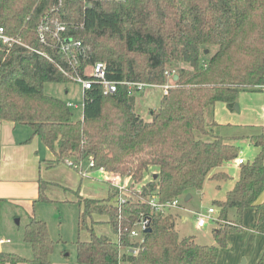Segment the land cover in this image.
Segmentation results:
<instances>
[{
  "label": "trees",
  "instance_id": "1",
  "mask_svg": "<svg viewBox=\"0 0 264 264\" xmlns=\"http://www.w3.org/2000/svg\"><path fill=\"white\" fill-rule=\"evenodd\" d=\"M45 17L57 18L65 38L81 42L80 74L97 62L105 63L113 82L160 86L169 74L173 87L148 109L149 120L135 109L137 93L121 85L110 95L96 84L82 91L77 121L66 102L46 95L44 84L72 82L58 66L72 68L54 43L40 42L37 27ZM0 28L29 48L0 44V121L29 127L53 156L48 168L92 160L132 186L120 210L107 184L100 200L73 191L77 231L88 235L76 242L77 264H216L228 236L240 232L246 210H254L256 225L264 221V201L258 202L264 131L223 136L212 118L216 103L233 111L240 92L264 87V0H0ZM243 140L258 152L238 166L225 199L212 203L223 224L212 232L214 245L180 237L177 215L156 213L147 200L181 199L207 180H229L217 170L239 159ZM47 186L39 181L40 202L48 201ZM97 217L105 218L114 240L95 232ZM140 217L150 219L151 229L142 240L130 237ZM22 237L31 249L27 264H50L54 241L44 221L31 217ZM24 262L0 251V264ZM257 264H264V250Z\"/></svg>",
  "mask_w": 264,
  "mask_h": 264
},
{
  "label": "crops",
  "instance_id": "2",
  "mask_svg": "<svg viewBox=\"0 0 264 264\" xmlns=\"http://www.w3.org/2000/svg\"><path fill=\"white\" fill-rule=\"evenodd\" d=\"M161 94L159 89H150L149 91H144L139 95H142L143 99L146 98L148 105L150 102H155V98H157V96H161ZM157 101L159 104V100ZM237 102L245 107L246 118L244 119V123L248 124L247 126L239 127L217 122L213 117L215 105L217 103L213 107L212 118L216 123L221 125L220 128L227 127L236 129L233 130V132H228L229 134L226 136H250L251 134H256V132L261 129L264 131V87L260 88L257 92H240L237 97ZM149 107L155 108V106ZM233 111L235 112L236 110L233 109ZM249 127H254L255 130H251ZM243 141L249 144V147L252 146L247 140ZM248 152L252 153L251 155L254 159L258 150L253 148L248 150ZM52 159V154L36 136L32 135V131L29 127L14 124L12 122L0 121V239L9 241V243L2 245L0 251L8 254H14L19 257L23 255L25 262L20 264H27L26 261L31 259V249L29 245L23 242V231L22 233H18L19 235L17 239L14 240L15 237L13 235L14 231L12 228L13 219L17 217L18 219L16 221H18V224H20L23 220L25 226L31 217L38 219L36 216V207L41 204L39 198V181H43L48 184L45 190V196L48 201H65L74 203L75 196L73 195V191L77 192V190L79 196L82 198L95 200L102 199L93 198V195L99 192V182L95 179L96 176L100 178L98 173L92 171L88 178H82L75 170L65 164H58L52 168H48L46 166V162ZM239 159H243L244 162H247L244 159L241 148ZM229 164L237 165V168L239 166L237 161H234L223 165L217 170L225 173L229 177V180L220 182L221 184H217L218 186H216L217 188H220L222 184L228 183L230 188L226 191V193L232 188L235 180L238 178V176L231 177L224 171L225 166ZM224 199L225 197L221 200L215 199L212 203L214 201H223ZM263 201L264 192L261 194L258 202L261 203ZM176 211L175 212L179 222L183 224L185 222V217L182 212L185 211ZM245 212L253 213V229H248L243 224ZM245 212L241 218L240 233L244 229H247L246 238L249 242L248 245L247 243H244L245 248L241 247L237 251L238 260L239 264L241 258H245V260L242 259L243 261L241 264H257L264 250V221L259 225H256L254 210L248 209ZM97 219L100 221V224H104L105 218L97 217ZM208 224L209 223H207L203 228L197 229L202 230ZM240 233H238V235L236 233L230 234L227 241L232 237V235H235L238 239H240ZM23 248L24 250L22 252L21 249Z\"/></svg>",
  "mask_w": 264,
  "mask_h": 264
},
{
  "label": "rangeland",
  "instance_id": "3",
  "mask_svg": "<svg viewBox=\"0 0 264 264\" xmlns=\"http://www.w3.org/2000/svg\"><path fill=\"white\" fill-rule=\"evenodd\" d=\"M150 89H146L144 91H149ZM143 91V92H144ZM43 92L51 97H54L62 102L71 103L73 105H77L76 108L72 109V118L73 120L77 121L82 118V90L79 84L73 83V82H67V83H47L43 86ZM141 92V93H143ZM159 92L161 94V90L159 89ZM140 93H137L135 95V101H136V111L141 114V117L149 120L148 116V107L149 106H158V101L160 100V96H157L155 98V102H150L147 105L146 98L143 99L142 95H139ZM139 101V102H137ZM157 105V106H156ZM236 105L238 106V111H230L228 110L224 104L217 103L215 105V110L213 113L214 119L221 123V124H230L233 126H247L248 124L244 123V119L246 118V111L245 107L242 106L239 102H236ZM150 108V107H149ZM210 117V113L208 114ZM211 118V117H210ZM233 130H236L235 128H219L217 133L221 134L223 136L228 135V132H233ZM245 161L251 162L253 157L252 153L248 152V150L253 149L254 147L247 144L245 141L240 142L239 144ZM251 148V149H249ZM256 149V148H255ZM228 175L231 177H237L239 174L237 165L229 164L225 166V170ZM96 176V175H95ZM95 179L99 182V192L94 194L93 198H105L108 195V188L106 185V182L103 181L101 178H98L97 176ZM123 182L126 184V189H131L132 186L129 183L128 179H122ZM217 184H221L216 181H209L207 180L204 183L203 190L202 191H195L192 190L190 194V199L188 201H185L186 195H183L180 199L181 208L185 209V212L183 213V216L185 217V222L182 224L179 222V219L177 220V227L176 230L179 233V236L189 237L193 236L195 238V242L198 244H204V245H214V239L212 238V232L213 230L219 229V227H222V222H218L217 217L213 222H208L209 224L202 230H198L195 225V217L192 213H189L187 211H204L208 207L213 206L212 201L215 199L221 200L225 197L226 191L230 188L229 184H222L220 188H217ZM139 188V187H137ZM126 195H129V192H126ZM60 200V199H59ZM215 208V206H213ZM78 205L76 203H69L65 201H45L41 202V204L37 205L36 207V216L38 220H42L46 223L48 231L50 233L51 238L54 241V247L53 251L49 257L50 264H77L76 260V253H75V246L76 242L78 240L84 241L88 239V235L81 231L78 233L77 231V220H78ZM217 210V209H216ZM176 211V210H175ZM175 211H172L170 213L176 214ZM18 218L16 217L13 219V235L14 240L17 239L18 233H22L24 230L25 224L24 221L20 224L16 223V220ZM243 224L248 229H253V213L252 212H245L244 213V219ZM95 232L97 234H104L107 236L110 240H114V236L112 232L110 231L109 227L106 224H100L96 225L94 228ZM240 233V232H238ZM238 233H236L238 235ZM247 229H244L240 235L241 238L238 239L235 235H232L230 239H228L227 247L225 249H222L218 255V261L217 264H239L238 260V253L237 251L239 248L244 247L245 244L249 240L246 238ZM22 252L24 250L21 249ZM20 257L24 258L23 255ZM245 258L240 259V264L242 263Z\"/></svg>",
  "mask_w": 264,
  "mask_h": 264
},
{
  "label": "built area",
  "instance_id": "4",
  "mask_svg": "<svg viewBox=\"0 0 264 264\" xmlns=\"http://www.w3.org/2000/svg\"><path fill=\"white\" fill-rule=\"evenodd\" d=\"M66 27L57 18L45 17V19L37 27L38 37L41 43L46 44L48 40L54 43L53 45L57 50L66 57V61L72 70L66 72L63 68L58 66V69L66 77H68L73 83L79 84L82 91L89 90L96 84L101 88L103 95L114 94L117 91L118 86H125L128 94L141 93L146 89H160L163 95L167 94V91L173 87V82L170 80V75L165 73L167 81L160 86L148 85L142 83L132 82H113L106 78V65L103 62H97L90 66L80 74L77 71L78 59L84 54V48L80 41L73 40L72 38H65ZM0 44L11 47L12 45H19L26 47L21 43L19 39L7 36L2 28H0ZM28 48V47H26ZM29 49V48H28ZM50 62L51 58L43 53H38ZM69 108H76L77 105L66 103ZM82 105V104H81ZM243 159H238V165L242 164ZM64 164L73 170H75L82 178H88L92 171L98 173L100 178L106 182V184L114 192L115 205L118 210L131 198V189H126V184L123 180L111 173L105 171L102 167H96L94 162L90 160L87 165H84L81 161L74 163L70 160H66ZM129 192V195H126ZM139 193V191H138ZM147 204L150 208L161 214H167L175 210H184L181 208L180 199H173L171 201L159 202L155 197H150L147 200ZM192 213L195 217L196 228H203L208 222H214L217 217V210L213 206L208 207L206 210L200 211H187ZM150 228V219L147 217H140L135 223L133 230L130 231V237L134 239L142 240L144 231ZM9 243L8 240L0 239V248L2 245ZM136 251H133L135 253Z\"/></svg>",
  "mask_w": 264,
  "mask_h": 264
},
{
  "label": "water",
  "instance_id": "5",
  "mask_svg": "<svg viewBox=\"0 0 264 264\" xmlns=\"http://www.w3.org/2000/svg\"><path fill=\"white\" fill-rule=\"evenodd\" d=\"M205 53L207 54V51ZM173 80L174 81L177 80V76L176 75L173 76ZM234 110H236V111L238 110V106L237 105L234 106ZM189 199H190V195H187L186 198H185V201H188ZM16 223L18 224V221H16ZM150 231H151V229L150 228H147L144 231V233L148 234V233H150Z\"/></svg>",
  "mask_w": 264,
  "mask_h": 264
}]
</instances>
